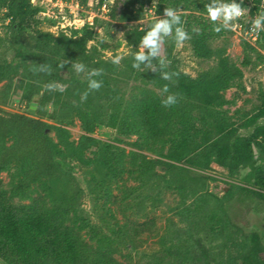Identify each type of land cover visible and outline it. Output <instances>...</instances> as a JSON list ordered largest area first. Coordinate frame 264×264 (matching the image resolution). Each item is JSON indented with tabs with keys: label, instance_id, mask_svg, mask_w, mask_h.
I'll list each match as a JSON object with an SVG mask.
<instances>
[{
	"label": "rangeland",
	"instance_id": "rangeland-1",
	"mask_svg": "<svg viewBox=\"0 0 264 264\" xmlns=\"http://www.w3.org/2000/svg\"><path fill=\"white\" fill-rule=\"evenodd\" d=\"M78 1L32 0L42 8L37 26L56 35L73 34L86 28L75 29L74 22L94 17L95 26L88 28L94 31L95 39L89 46L107 39L116 48L101 49L99 55L110 62L119 57L116 64L125 65L135 47L124 38L123 26L110 16L115 0L110 1L109 12L101 10L97 2L91 8H78ZM259 1L239 0L248 10L258 5L256 15L264 12V0ZM157 2L148 3L145 17L130 26L149 28L154 20L164 18L155 13ZM6 23L0 19V114L21 113L48 124L56 162L76 177L81 189L68 223L88 244L109 250L123 264H154L155 254L166 250L179 252V259L188 253L191 257L185 264H248L245 254L255 245L264 247V185L256 184L251 168L231 172L216 161L207 163L200 149L185 148L186 133L195 144L205 145L203 137L211 124L204 114L194 113L189 124L172 119L168 142H150L131 119H120L125 114L119 106L125 107L133 98L151 91L163 95L162 89L143 78L110 80L82 62L55 68L43 81L36 111L31 112L23 94L29 86V67L34 65L33 32L28 30L24 40L14 43ZM164 40L165 54L170 48L180 69L192 77L220 63L218 55L198 57L189 40L178 44L174 33ZM247 43L232 29L212 43L224 50L236 70L216 106L232 139L254 131L257 124L250 118L261 105L264 92V42L249 52L245 51ZM78 64L84 65L83 71H77ZM97 71L99 76L91 75ZM90 79L101 81V88L91 89ZM85 93L87 98L82 99ZM38 99L46 101L40 113ZM84 137L92 140L81 149ZM12 143L10 137L7 144ZM146 160L152 161L153 175L143 184L138 175ZM27 167L26 162L15 161L0 170V183L7 194L16 203H28L38 196L52 201L59 187L44 180L19 191ZM150 223L153 226L142 227ZM259 255L264 264V251ZM0 264L7 263L0 257Z\"/></svg>",
	"mask_w": 264,
	"mask_h": 264
},
{
	"label": "trees",
	"instance_id": "trees-1",
	"mask_svg": "<svg viewBox=\"0 0 264 264\" xmlns=\"http://www.w3.org/2000/svg\"><path fill=\"white\" fill-rule=\"evenodd\" d=\"M152 1L115 0L111 9V18L123 26L124 38L135 47V53L139 51L141 38L148 28L140 24L131 27L130 23L141 21L145 17L148 3ZM79 2L82 7L91 8L96 0ZM208 2L158 0L155 5L157 15L164 17L165 8H173L181 15L183 27L191 36L189 42L198 57L211 59L215 55L219 56L218 66L192 77L180 69L170 48L165 56L157 54V58H151V61L145 59L139 62V68L132 67L135 53L126 58L125 65L119 66L99 55L101 49H114L116 45L102 39L89 46L95 35L88 27L95 26V22L83 26L86 27L83 30H75L73 34L62 32L56 35L37 26V17L42 8L32 0H0V19L7 22L14 43L24 40L28 30L33 32L34 65L29 67V86L23 94L24 101L32 104L37 100L43 81L55 68L71 67L77 62L93 67L110 80L143 78L153 82L162 91L167 86L169 91L163 92V95L151 91L142 98H133L125 107L120 105L119 110L125 114L120 119H131L148 141L165 144L172 135V119L189 124L194 113H202L211 124L203 137L205 145L195 144L186 133L185 148L200 149L207 163L216 161L231 172L240 167H250L256 184L264 185V122H260L264 120V92L261 105L250 118L251 123L257 124L254 131L248 136L232 139V132L225 130L216 106L220 104L221 92L236 76V70L229 63L224 50L212 45L213 41L224 36L230 29H222L219 33L213 31V22L208 19L205 8ZM259 9L258 5L253 6L250 9L251 16H255ZM215 23L220 24L221 21ZM193 28H198L199 32H193ZM247 42L246 52L255 49V44ZM261 42H264V31L257 41ZM148 52L147 48L145 53ZM152 66H155L153 70ZM165 73L170 77L167 80L164 79ZM169 94L176 95L177 103L164 107L162 100ZM38 101L40 113L46 101ZM116 119L113 116V120ZM10 137H13V143L7 144ZM91 140V137H84L80 148H85ZM15 161L28 164L19 182V191H27L33 184L43 180L56 184L59 189L52 201L38 196L28 203H16L0 183V257L7 264H123L109 250L93 248L84 240L80 231L68 223L69 214L80 201L81 189L76 177L64 172L56 162L54 141L48 133V124L41 118L21 113L0 114V170ZM192 162L195 163V159ZM152 175V161L146 160L138 179L144 184ZM151 225L142 227L148 228ZM260 251H264V247L253 246L245 254V261L248 264H262ZM178 253L160 251L155 254L154 264H185L191 257L185 253L182 255L184 258L179 259ZM193 253L197 255L195 251Z\"/></svg>",
	"mask_w": 264,
	"mask_h": 264
},
{
	"label": "clouds",
	"instance_id": "clouds-1",
	"mask_svg": "<svg viewBox=\"0 0 264 264\" xmlns=\"http://www.w3.org/2000/svg\"><path fill=\"white\" fill-rule=\"evenodd\" d=\"M207 10L208 19L213 22V31L219 33L222 29H232L234 28V22L238 21L239 18L246 15L245 9L241 6L239 0H209L205 4ZM216 21H221L220 24H216ZM193 32H199L198 28H193ZM252 31L261 32L264 31V12H261L252 21ZM178 44L183 43L191 38L189 32H187L183 27V21L181 15L173 8H165L164 18H158L149 26L145 31V34L140 41V50L133 55V68H139V62L145 59L157 58L158 50L160 47V42H165L164 38L173 36ZM163 34V35H161ZM148 48L149 52L146 54L143 49ZM120 58L117 57L113 63H119ZM77 71H83L84 65H76ZM92 76H99L100 73L93 72ZM167 73L164 74V79H169ZM89 87L94 90L101 88L102 82L96 79L89 80ZM63 91V88L60 89ZM169 91L168 87L163 88V92L167 93ZM87 98V93L84 94L82 99ZM177 103V97L174 94H169L166 99L162 100L164 107H170Z\"/></svg>",
	"mask_w": 264,
	"mask_h": 264
},
{
	"label": "built area",
	"instance_id": "built-area-1",
	"mask_svg": "<svg viewBox=\"0 0 264 264\" xmlns=\"http://www.w3.org/2000/svg\"><path fill=\"white\" fill-rule=\"evenodd\" d=\"M110 1L112 0H96L97 4L100 5V9L105 11V12H109L110 8H111V4ZM242 6V5H241ZM77 7L80 8L82 7L80 2L78 1L77 3ZM245 11H246V15L242 16L241 18H239L238 21L234 22V28H232V30L234 32H236L237 34H239L240 36L244 37L247 41L251 42L252 44H256L257 41L259 40L260 36H261V32L257 33L252 31V21L258 16H251L250 14V10H248L247 8H245L244 6H242ZM83 8V7H82ZM95 15H97L95 13ZM89 19L85 20V19H78L80 21L74 22L75 23V28H79V25L85 26L87 24L89 25H93L95 22L94 17L91 18L88 17ZM81 28V27H80Z\"/></svg>",
	"mask_w": 264,
	"mask_h": 264
},
{
	"label": "water",
	"instance_id": "water-1",
	"mask_svg": "<svg viewBox=\"0 0 264 264\" xmlns=\"http://www.w3.org/2000/svg\"><path fill=\"white\" fill-rule=\"evenodd\" d=\"M158 55H161V56L165 55V42H160ZM37 105H38V103L36 101L32 102L31 108H30L31 112H35L36 111Z\"/></svg>",
	"mask_w": 264,
	"mask_h": 264
}]
</instances>
